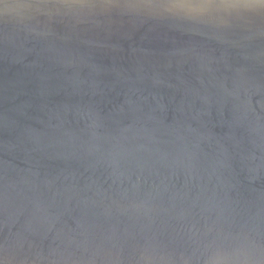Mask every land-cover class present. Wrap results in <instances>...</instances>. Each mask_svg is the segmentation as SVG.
<instances>
[{
    "label": "water",
    "instance_id": "water-1",
    "mask_svg": "<svg viewBox=\"0 0 264 264\" xmlns=\"http://www.w3.org/2000/svg\"><path fill=\"white\" fill-rule=\"evenodd\" d=\"M0 264H264V0H0Z\"/></svg>",
    "mask_w": 264,
    "mask_h": 264
}]
</instances>
